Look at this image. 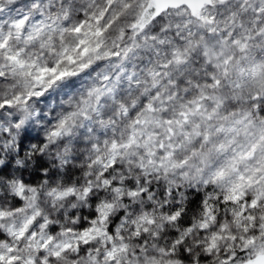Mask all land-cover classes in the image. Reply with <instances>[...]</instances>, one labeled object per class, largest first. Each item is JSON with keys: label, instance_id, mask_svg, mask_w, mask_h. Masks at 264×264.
I'll use <instances>...</instances> for the list:
<instances>
[{"label": "clouds", "instance_id": "1", "mask_svg": "<svg viewBox=\"0 0 264 264\" xmlns=\"http://www.w3.org/2000/svg\"><path fill=\"white\" fill-rule=\"evenodd\" d=\"M3 3L0 23L23 13L29 17L26 28L39 26L48 40L41 47L39 40L13 39L10 48L57 69L42 79L27 78L26 84L14 78L23 99L11 113H0V170H6L0 171V197L9 204L22 201L11 219L19 225L34 216L33 231L52 237L49 251L71 245L52 264H238L247 257L240 242L228 238L242 233L230 219L231 209L220 207V186L199 183L186 170L151 164L142 146L126 145L134 130L140 138L148 127L145 119L163 116L161 98L171 86L160 66L175 68L174 49L186 45V35L178 38L174 27L154 30L151 0ZM67 5L73 7L65 18ZM101 11L105 15L97 23ZM180 11L169 9L165 20L174 24ZM82 22L84 31L75 32ZM97 27L103 30L99 34L93 31ZM4 71L12 77L10 68ZM147 103L155 110H147ZM81 219L89 221L87 243L84 230L75 227ZM214 232L223 238L209 253ZM233 250L241 253L235 260Z\"/></svg>", "mask_w": 264, "mask_h": 264}, {"label": "snow or ice", "instance_id": "2", "mask_svg": "<svg viewBox=\"0 0 264 264\" xmlns=\"http://www.w3.org/2000/svg\"><path fill=\"white\" fill-rule=\"evenodd\" d=\"M152 5L154 30L174 27L178 38L186 35L187 43L174 49L175 68L171 72L167 71L169 65L160 66L171 86L167 97L161 98L163 116L152 121L145 119L148 127L140 131V138L134 130L126 145L142 146L151 164L165 170H186L188 175L195 174L199 183L220 186V207L231 209L230 219L235 218L242 233H231L228 238L239 241L242 250L248 251L238 264H264V0H151ZM3 7L0 0V10ZM72 7L67 5L64 9L65 18ZM178 7L182 9L177 13L180 19L174 24L165 20V13ZM104 15L101 11L95 17L97 23ZM28 19L21 13L0 23V59L6 61L0 64V113H11L23 99L14 78L19 77L26 84L27 78L42 79L57 71L55 67L39 65L38 59H26L24 49L10 48L13 39L39 40L41 47L47 45L39 26L30 31L26 28ZM83 23L73 30L83 32ZM93 31L99 34L103 30L97 27ZM80 44H84L83 39ZM6 68L11 69V78L7 77ZM173 75L177 79H172ZM168 103L172 104L170 110ZM145 108L155 110L153 103H147ZM36 175L43 178L42 174ZM21 202L14 198L9 204L0 197V264H52L71 245L49 251L52 237L38 236L33 231L34 216L17 225L11 218L20 211ZM213 219L219 222L221 218L214 215ZM88 225L84 219L75 225L84 230L85 243ZM40 226H47V221ZM220 227L225 229L228 225L221 223ZM54 229L55 226L51 230ZM218 237L223 238L222 233L214 232L206 248L209 253L218 249ZM83 250L78 244L77 251ZM113 254L106 253L108 257ZM240 254L233 250L231 258L235 260Z\"/></svg>", "mask_w": 264, "mask_h": 264}]
</instances>
